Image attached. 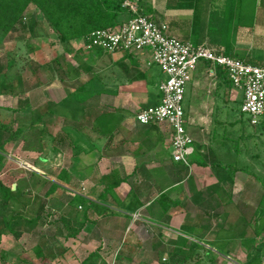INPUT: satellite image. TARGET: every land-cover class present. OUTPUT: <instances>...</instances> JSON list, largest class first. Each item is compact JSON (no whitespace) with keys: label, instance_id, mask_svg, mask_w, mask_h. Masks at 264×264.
I'll use <instances>...</instances> for the list:
<instances>
[{"label":"crops","instance_id":"crops-1","mask_svg":"<svg viewBox=\"0 0 264 264\" xmlns=\"http://www.w3.org/2000/svg\"><path fill=\"white\" fill-rule=\"evenodd\" d=\"M138 3L140 10L164 20L171 34L179 39L205 45L217 54L264 66V0H139ZM76 41L83 51L82 39ZM84 51L89 53V60H81L83 64L76 58L78 64L73 66L80 72L81 81L96 77L97 91L87 94L86 100L78 105L73 96L79 86L77 80L56 77L49 84H41L50 94L43 90L40 98L44 103H51L49 111L53 113L66 105L69 108L66 113L76 121L86 116L88 121L94 122L85 126L88 134L80 143L87 151L71 153L74 175L69 174V183L77 177L75 181L80 180L90 195L104 194V200L97 202L90 198L88 202L105 205L111 213L99 215L86 204L91 208L89 220L79 230L76 221L70 219L71 233H64L61 238L80 245L75 244L77 256L78 249L83 254L105 241L104 238L112 251L123 242L121 258L131 263L137 251L146 248L157 252L160 248L155 244L160 242L162 248L165 241L173 243L174 239L162 240V232L172 237L183 235L188 240L197 234L193 237L198 238L205 217H215L222 203L219 193L224 188L219 182L223 179L214 169L222 161H215L222 147L216 148L213 139L224 122L216 116L229 117L240 110L235 104L242 101L241 92L232 86L226 71L206 61L199 62L183 100L187 129L195 146L191 158L196 161L186 166L172 158L169 128L158 124L142 125L136 118L141 108L159 102V85L164 75L155 66L145 65L146 55L138 60L122 53L94 49L92 59L91 51ZM99 60L100 76L89 65ZM73 100L75 109L71 104ZM64 120V125L73 121ZM82 126L79 124V128ZM94 132L96 136L89 138ZM209 160L214 164H208ZM158 200L165 207H161L160 212L153 207ZM199 215L203 217L194 233L184 232L183 224ZM59 233L57 230L56 234ZM142 236L147 237L148 242L144 243ZM201 236L206 238V233ZM96 252L103 260L101 251ZM84 258L79 256L81 260L76 259L75 264L87 257Z\"/></svg>","mask_w":264,"mask_h":264},{"label":"rangeland","instance_id":"rangeland-1","mask_svg":"<svg viewBox=\"0 0 264 264\" xmlns=\"http://www.w3.org/2000/svg\"><path fill=\"white\" fill-rule=\"evenodd\" d=\"M130 1H132L133 4L139 8V0ZM25 21L28 25L35 24V22L42 23H38L36 25L35 32H33V34H28V32L25 33L19 27L11 34V36L0 44V64H6L7 62L15 63L11 70H8L7 72L9 75H19L21 77V83L15 82V93H0V120L3 121L2 123L10 126L12 131L18 128H23L24 130L21 137L16 140H6L3 147L0 148V181L7 186H12L14 189L20 187L23 192H27L26 196L28 197L34 198L35 196H39L44 198L45 192L51 185V181L57 179L61 170L65 169L69 172V174L74 175L72 172V161L70 160L71 153L74 152V143L72 142V138L79 137V143H83V139L86 137V134H88L85 126L94 124V122L88 121V119H86L87 117L83 116L79 121L83 126L82 128H79V122L75 120L76 118L66 113V111H69V108L65 105V107L61 109L62 111L58 109L57 112L53 113L52 111H48L44 114L43 120L45 121L44 129L46 132L41 138L39 136L41 126L38 125L34 128H30L31 123L27 121L32 118V112H30V109L21 112H16L14 110L18 105V99L25 97L24 94L27 92L30 97L32 96L33 100L34 97L41 94L43 90L48 93L47 95L50 94V90L48 88L43 89V85H38V82L41 81L42 83L49 84L51 83L52 78L55 79L58 77L54 74L52 77V67L50 68L51 65L55 68V65L51 62L55 57L59 59L65 57L75 66H77L78 60L81 61L85 58L89 60V58H87L88 52H85L84 50L80 51V44L77 41H74L72 44V47L76 48V51L73 49V52L68 53L65 50V46L59 42L55 34L45 22L42 13L34 5H31L29 10L26 12ZM35 33L38 34V36L34 37ZM29 44L31 46H37L38 49L33 50V47L29 48ZM83 62L86 61L84 60ZM83 62L81 61L80 63ZM35 63L39 64L37 75L33 73ZM100 63V60L97 61V63H89L90 67H92L93 71L97 73L98 76L101 74L98 73V69L100 70L102 68ZM154 66L159 70V72H161L157 65ZM161 74L164 75L162 72ZM165 78L166 75H164V79ZM22 90L26 92L21 94V92H23ZM237 92L240 95V92ZM39 103L44 110L46 103H44L43 99L40 100ZM240 105L241 102L238 100L235 104V108L240 107ZM216 117L220 118V120L224 123L220 125L217 130V134L219 136L216 135L215 139L212 138L213 145L216 146V148L219 146L222 147L220 149V154L216 156L215 161L217 159L218 161L222 160V163L224 164L227 160H229V155H232V157H234L233 159L238 160L239 165H249V168L253 172H256L264 178L263 124H252L249 122L250 120L248 119V114L240 113V110H236L233 115L229 117L224 115H218ZM64 118L66 120L68 119L67 121L73 120L68 123L70 125L74 123V121L76 122V124L71 126L75 129H79L78 134L71 133L68 135L65 131H63L62 127L67 125H64ZM160 126L167 127L164 124ZM49 133L62 137L63 139L58 140L57 143H53L47 137V134ZM94 133L88 137L92 139V137H95L97 134ZM25 136H27V139L24 138ZM45 142H47L48 145H45L46 148L41 150L40 144ZM237 143L239 144V151L235 146ZM53 146H57V153L52 151L51 147ZM40 156L46 157L45 162L39 159ZM211 157L213 158L214 156L211 155ZM189 163H192L191 160ZM190 164L186 166H190ZM208 164L213 165L214 162L209 160ZM214 169L218 170V173L222 175V177L226 174L220 166L215 165ZM45 178H47L48 181L43 184L42 179L46 181ZM76 178L77 177L72 178L71 184H66L62 181L64 183V191H62L67 196V199L79 194L80 196L75 198V203L77 204L79 201H84V205L90 204L88 202V200L90 201V198H95L97 202L101 201L98 194L95 193V195H90L87 193L80 180L77 182L75 181L78 180V178ZM70 179L71 178H69V181ZM200 181L201 179L199 182ZM219 183H221L224 188L221 189L219 193V198L222 201L219 213L215 217H205V221L198 232V234H200L198 235V238L193 237L197 236V234H193V236L189 239V244L199 243V245L205 247V249L198 248L197 250H193L190 246L185 249L183 248L182 255H191V257L182 264H247L249 259L248 253L249 250L252 249L253 244L255 245L256 243L264 242V232L259 236L254 235V230L249 223V219L257 207L256 200L263 190L262 184L244 172H237L235 181H231L229 178H224ZM247 183L251 184L253 189H250L247 186ZM228 192H230L232 200L230 202L228 200ZM53 197L54 196L47 198L50 203L56 204L54 205L56 207L54 208V211H51V221L53 217L58 218L62 211L57 208L59 202H62L59 201L61 200V197H59V199ZM62 200L66 201V197L64 195L62 196ZM206 201H208V197L206 198ZM163 205L164 204H161L160 200H158L153 204V207L157 210V212H160V210H162L161 207L165 208ZM67 209L70 208L68 207ZM84 209L85 206L83 207L82 204L77 206V210L81 212ZM215 212L217 213V211ZM137 215L138 214L135 213L134 217ZM244 215H246L247 219H244ZM197 221L198 217L197 219H188L186 223L187 225H190V222L195 223ZM258 222L259 226H262L264 224V217L260 216ZM57 228L56 223L55 225H50L48 222L43 221L32 230L24 231L23 235L19 239L15 238L14 235L11 234L1 236L0 264H42L43 262L40 261L34 252L35 244L41 246L43 251L42 255L46 258V264H75L76 259H79V256L81 259L85 256L88 257L99 245L101 246L97 250L101 251V256L105 259H99V264H162L170 259L168 252L164 250L163 247H167L169 249L174 245L177 238L180 240L179 236L176 237L177 235L175 233L174 237H172L173 235H168L167 233L162 232V240L165 241L166 238L174 239L173 243L168 242L169 240L165 241L162 248L160 242L155 244L160 248L158 250L159 252H154V250L147 251L146 248L142 249L144 250L142 252L137 251L136 253L138 255L135 254L136 256L132 258L131 263L129 260L121 258V248L122 245H124L123 242H121L118 248H115L112 251L111 245L107 243V239L105 238V241L101 244L97 243L94 247H92L93 249H88V251L83 254H81L78 249L77 256L75 254V250H77L75 246H78L79 244L75 243V245L74 243L72 244L69 239L61 238L63 234L59 233L57 235L55 233ZM164 230L167 231L166 229ZM204 232L206 233V238L201 236ZM58 236L60 237L58 238ZM142 240L144 243L148 242V239L145 236H142ZM215 240H217L216 242H218L219 245L213 242ZM218 246L221 248L218 250L219 252L217 251ZM210 248L212 249L210 250L211 253H208L206 249ZM193 254L194 256H192ZM261 254L262 258L259 263L264 264V249L260 252L257 251V256H260ZM255 255L256 253L254 256ZM255 264L258 263L256 262Z\"/></svg>","mask_w":264,"mask_h":264},{"label":"trees","instance_id":"trees-1","mask_svg":"<svg viewBox=\"0 0 264 264\" xmlns=\"http://www.w3.org/2000/svg\"><path fill=\"white\" fill-rule=\"evenodd\" d=\"M124 1L125 0H0V44H2L9 36H11V34L14 33L19 27L25 33L28 32V34H33V32H35L36 25L42 22H35V24L28 25L25 21L26 12L29 10L31 5H34L42 13L45 22L55 34L59 42L65 46V50L68 53H71L74 49L72 47V44L77 39H84L85 42L88 43V38L93 31L104 28L112 29L117 25L126 22L132 14L123 6ZM140 12L149 14L142 10H140ZM36 36H38V34L35 33L34 37ZM28 47H33V50L38 49L37 46H31L30 44L28 45ZM87 51H91V58L93 59V56L95 55L94 49H89ZM124 55L130 56V58L132 59L136 58L138 60L141 57L140 54ZM51 62H53L52 64L55 65V68L53 65L50 66V68L52 67V77L54 74L62 80H77L76 84H78L79 86L76 88V90H74L73 96L75 97V100L77 101L76 103H78V105L79 103L86 100L87 94H92V92L94 93L97 91L96 88L98 87V81L96 77L92 76L86 82H84L83 80L81 81L80 72L73 66L72 63L68 62L67 58L62 57L61 59H59L55 57ZM14 64L15 63L12 62L0 64L1 94L15 93V82L21 83V77L19 75H9L7 72L8 70H11ZM37 69H39V64L35 63V68L33 67V73L36 75ZM74 76H77V78L73 79ZM41 84L43 83L39 81L38 85ZM22 91L23 92H21V94L26 92L24 90ZM24 95L25 97H21L18 99V105L14 111L21 112L30 109V112H32V118L27 121L31 123L30 128H34L38 125L41 126L39 136L42 138V136L45 135L46 132V130L44 129L45 121L43 120V117L44 114H46L51 109V103H46V106L43 110L42 106L39 103V101L41 100L40 94L34 97V100L32 96L30 97L28 95V92ZM71 104L74 109L75 107H77L74 103V100ZM2 122L3 121L0 120V148L3 147L6 140H16L21 137L24 132L23 128H18L12 131V128L10 126ZM77 122H79V120H77ZM74 123L76 124V122ZM260 124H263L264 126V119L261 120L258 125ZM71 125H66L63 128V131H65L68 135H70L71 133L78 134L79 129H75ZM47 137L53 143H57L58 140L63 139L62 137L55 136L50 133L47 134ZM24 138L27 139V136H25ZM79 141V137L72 138L75 154H80L87 151V149L83 147L79 143ZM45 145H48L47 142L41 143L40 149L42 150L43 148H46ZM238 145L239 144L237 143L235 146L239 151L240 149L238 148ZM51 149L55 153L58 152L57 146H53L51 147ZM233 158L234 157L229 156V160H227L224 164L222 163V161L218 163L219 165L217 164L223 169L224 172H226V174L223 175L224 178H229L231 181H235L236 173L244 172L246 174H249V176L254 180L259 181L263 186V190L256 200L257 207L255 208L252 216L249 219V223L255 233L254 235L259 236L264 232V224L262 226H259L258 222L260 216L264 217V178L256 172H253L249 168V165H239L238 160H235ZM39 159L45 162L46 157L40 156ZM190 160L191 162H196L192 158ZM198 163L201 164V162ZM223 177L221 179H224ZM45 179L46 181L42 179L43 184L48 181L47 178ZM62 181H64L66 184L69 183V173L65 169L61 170L56 180L51 181V185L45 192L44 198H41L39 196H35L34 198L28 197L26 196L27 192H23L20 187L14 189L12 186H7L0 181V237L11 234L14 235L15 238L19 239L23 235L24 231L32 230L43 221L48 222L50 225H55L56 223L58 227L57 230H59V232L62 234L71 233L70 219H74L76 221L75 223L78 224L79 230L82 229L84 224L89 220L88 211L91 208L89 205H84V201H79L78 204L75 203V198L80 196L79 194L67 199V196L63 192L64 183ZM247 186L250 189H253L251 184L247 183ZM228 193V200L230 202L232 200L230 197V192ZM63 195L66 197V201L62 200ZM48 196H54L58 199L59 197H61V200L59 201H62L59 202L57 208H59L60 211L62 210L63 213L61 211L60 217H53L52 221L50 215H52L51 211H54V208H56L54 206L56 204L50 203L49 200H47V198H49ZM104 197V194H101L99 196L100 200H104ZM80 204H82L83 207L85 206V209L82 212L77 210V206ZM90 205L94 209H96L95 212H97V214L99 215L105 216L107 213H111L109 208L100 203L93 202L90 203ZM68 207L70 209H67ZM202 217L203 216L199 215L198 221L195 223L190 222V225H187V223L185 222L183 224V231H185L189 235H192L194 233L193 231H195V229L200 226L199 221ZM243 217L244 219H247L246 215H244ZM179 238L180 240L178 239L176 242H174V245L171 246V248H169V250L167 251L170 259L163 262L162 264H182L190 259L191 255H182L183 248L185 249L186 247L190 246L193 250H197L198 248L205 249V247L199 245V243H190V245L189 240L183 236H180ZM216 241L217 240L213 242L219 245ZM220 249L221 248L218 246L217 251ZM263 249L264 242H259L255 245L253 244L252 249H250L248 253L249 259L247 261V264H255L256 262L260 264L259 262L262 258V254L260 256H257V251L260 252ZM206 250L208 251V253H211L210 250L212 249L210 248ZM34 252L40 259V261L43 262L42 264H46V258L42 255L43 251L40 245L35 244ZM255 253L256 255L254 256ZM192 256H194V254ZM98 259L99 254L98 252L94 251L79 264H97L96 262Z\"/></svg>","mask_w":264,"mask_h":264},{"label":"built area","instance_id":"built-area-1","mask_svg":"<svg viewBox=\"0 0 264 264\" xmlns=\"http://www.w3.org/2000/svg\"><path fill=\"white\" fill-rule=\"evenodd\" d=\"M123 6L131 17L112 29H98L83 48L105 53L146 55L147 67L157 65L166 78L160 82V100L141 108L136 118L142 125H166L171 132L173 160L189 165L195 152L194 140L187 129L183 100L187 85L200 61L227 72L232 86L242 94L240 111L252 124L264 119V66L217 54L205 45H194L171 34L168 24L151 14L140 12L132 1Z\"/></svg>","mask_w":264,"mask_h":264}]
</instances>
